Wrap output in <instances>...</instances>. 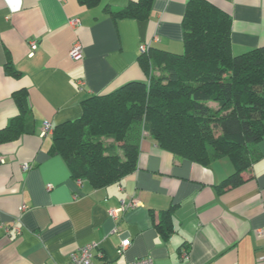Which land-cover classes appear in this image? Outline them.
Listing matches in <instances>:
<instances>
[{"label":"crops","instance_id":"crops-1","mask_svg":"<svg viewBox=\"0 0 264 264\" xmlns=\"http://www.w3.org/2000/svg\"><path fill=\"white\" fill-rule=\"evenodd\" d=\"M131 1L138 0L90 8L78 0H20L14 12L0 0V129L18 113L13 94L20 89L35 123L34 132L0 143V264H62L93 241L103 254L97 264L145 256L155 264H264V139L244 182L219 187L235 171L229 158L202 165L162 148L146 131L137 169L95 188L86 179L78 184L65 159L50 151L52 135L40 134L45 120L55 126L80 117L86 97L145 79L143 43L183 52L188 0H153L146 19L111 14ZM209 1L232 17L233 53L264 46V0ZM76 41L83 46L78 60L70 56ZM9 61L19 77L6 73ZM131 198L139 204L114 221L109 210ZM172 206L174 230L164 237L156 223ZM115 225L121 233L112 232ZM125 236L131 245L120 254Z\"/></svg>","mask_w":264,"mask_h":264},{"label":"trees","instance_id":"trees-1","mask_svg":"<svg viewBox=\"0 0 264 264\" xmlns=\"http://www.w3.org/2000/svg\"><path fill=\"white\" fill-rule=\"evenodd\" d=\"M78 1L90 8L102 2ZM152 4L131 1L109 11L146 19ZM183 26V52L151 47L139 56L145 79L86 97L80 117L53 126L50 151L65 159L74 179L95 188L121 181L137 169L148 131L159 146L193 162L229 158L235 171L219 187L244 182L242 173L261 157L257 145L264 139V46L233 53L232 17L209 0H188ZM5 71L22 74L10 61ZM13 96L18 113L0 129V143L35 130L27 90ZM173 211L156 223L164 237L174 230Z\"/></svg>","mask_w":264,"mask_h":264},{"label":"built area","instance_id":"built-area-1","mask_svg":"<svg viewBox=\"0 0 264 264\" xmlns=\"http://www.w3.org/2000/svg\"><path fill=\"white\" fill-rule=\"evenodd\" d=\"M71 23L76 26L79 25L80 23V19L76 18V19H72ZM30 45L32 50L36 49L38 47V41L35 39H32L30 41ZM151 48V43H143L140 46V52L141 53H145L148 52L149 49ZM70 56L73 59H82L83 57V46L79 41H76L73 43L71 49H70ZM53 125L49 120H45L42 123V129L40 134L42 136H46V135H52L53 134ZM0 161L4 162L5 159L3 157L0 156ZM31 167L30 163H24L22 165V169L23 171H27L29 168ZM82 180L76 179V182L79 184ZM49 188L51 187V185H48ZM139 202L137 199L135 198H131L129 200L127 199H122L120 202V205L118 207L112 208L109 210V215L110 217L118 222L121 218V215L127 211V209L131 208V207H135L136 205H138ZM27 208L26 204L21 205L20 209L22 211H24ZM17 231H20V228L17 226L16 227ZM112 232H117V233H121L118 225H115ZM131 245V238L128 236H125L122 238L121 240V244L120 247L118 248V253H123L129 246ZM99 243L98 242H89L86 243L82 246H80L76 251H74L71 255V258L68 262L66 263H62V264H97L96 263V258H101L103 257V254L101 252V250L99 249ZM115 264H155L154 259L151 256H145V257H141V258H136L134 260L131 261H126L124 263H115Z\"/></svg>","mask_w":264,"mask_h":264},{"label":"clouds","instance_id":"clouds-1","mask_svg":"<svg viewBox=\"0 0 264 264\" xmlns=\"http://www.w3.org/2000/svg\"><path fill=\"white\" fill-rule=\"evenodd\" d=\"M8 3L12 11H18L20 6V0H8Z\"/></svg>","mask_w":264,"mask_h":264},{"label":"rangeland","instance_id":"rangeland-1","mask_svg":"<svg viewBox=\"0 0 264 264\" xmlns=\"http://www.w3.org/2000/svg\"><path fill=\"white\" fill-rule=\"evenodd\" d=\"M108 141H110V140H108ZM153 258V257H152Z\"/></svg>","mask_w":264,"mask_h":264}]
</instances>
